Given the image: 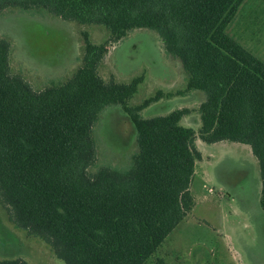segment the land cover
<instances>
[{
    "label": "trees",
    "instance_id": "trees-1",
    "mask_svg": "<svg viewBox=\"0 0 264 264\" xmlns=\"http://www.w3.org/2000/svg\"><path fill=\"white\" fill-rule=\"evenodd\" d=\"M244 1L0 0V12L44 10L109 31L95 43L84 30L82 64L39 90L11 72V43L0 39V203L13 224L45 240L67 264H177L151 257L195 205L198 136L250 146L261 168L264 208V61L227 32ZM137 28L158 31L180 60L186 84L177 93H205L198 129L182 123L188 107L144 115L172 92L159 90L132 105L142 77L121 82L100 74L109 44ZM114 104L136 130L137 151L127 167L92 172L94 125ZM0 264L31 263L8 257Z\"/></svg>",
    "mask_w": 264,
    "mask_h": 264
},
{
    "label": "rangeland",
    "instance_id": "rangeland-1",
    "mask_svg": "<svg viewBox=\"0 0 264 264\" xmlns=\"http://www.w3.org/2000/svg\"><path fill=\"white\" fill-rule=\"evenodd\" d=\"M95 43L109 38L103 25H81L44 10L19 7L0 12V39L11 43L10 68L35 89L66 80L82 64L83 31ZM227 32L264 61V0H245ZM106 79L129 82L142 77L129 100L136 105L157 91L172 92L143 110L145 116L188 107L182 123L198 129L199 90L184 89L180 60L170 55L158 31L137 28L115 43L99 66ZM97 156L90 170L101 166L127 167L137 151L136 130L119 104L107 106L94 125ZM202 159L196 162L191 191L192 210L170 232L151 257L177 264H264V208L258 159L249 145L230 140L209 143L199 136ZM21 257L31 264H67L42 238L19 228L0 203V259Z\"/></svg>",
    "mask_w": 264,
    "mask_h": 264
}]
</instances>
